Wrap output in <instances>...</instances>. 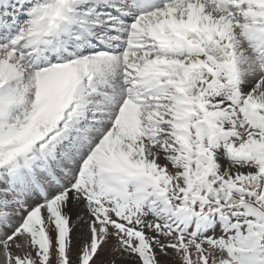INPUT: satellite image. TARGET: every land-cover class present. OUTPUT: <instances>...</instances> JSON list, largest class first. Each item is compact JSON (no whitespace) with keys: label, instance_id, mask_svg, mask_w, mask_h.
I'll return each instance as SVG.
<instances>
[{"label":"snow or ice","instance_id":"1","mask_svg":"<svg viewBox=\"0 0 264 264\" xmlns=\"http://www.w3.org/2000/svg\"><path fill=\"white\" fill-rule=\"evenodd\" d=\"M0 264H264V0H0Z\"/></svg>","mask_w":264,"mask_h":264}]
</instances>
